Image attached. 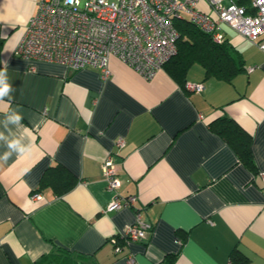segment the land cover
Here are the masks:
<instances>
[{"label": "crops", "instance_id": "crops-1", "mask_svg": "<svg viewBox=\"0 0 264 264\" xmlns=\"http://www.w3.org/2000/svg\"><path fill=\"white\" fill-rule=\"evenodd\" d=\"M37 1L0 0V70L13 89L0 100V264H264V50L221 25L243 59L230 81L196 63L186 82L204 88L190 91L164 66L145 79L113 55L102 78L14 53ZM17 110L18 124L7 119ZM223 115L251 136L255 172L210 129ZM108 154L133 207L106 211ZM55 164L77 178L61 195L39 187ZM137 212L152 227L124 241Z\"/></svg>", "mask_w": 264, "mask_h": 264}, {"label": "built area", "instance_id": "built-area-1", "mask_svg": "<svg viewBox=\"0 0 264 264\" xmlns=\"http://www.w3.org/2000/svg\"><path fill=\"white\" fill-rule=\"evenodd\" d=\"M200 1L208 8H201ZM184 13L216 42L225 39L221 25H227L264 50V0H250L249 8L232 0H38L14 53L71 70L92 67L102 78L110 74L108 58L113 55L150 79L176 53L179 33L174 21ZM184 86L196 92L204 88L202 82H185ZM122 141L119 138L116 144ZM101 174L112 193L106 211L133 207L136 196L118 192L121 182L111 154L101 164ZM259 175L264 181V172ZM151 227L137 212L123 239L140 240ZM113 242L115 252L120 251L117 238ZM127 261L132 264V256Z\"/></svg>", "mask_w": 264, "mask_h": 264}, {"label": "trees", "instance_id": "trees-1", "mask_svg": "<svg viewBox=\"0 0 264 264\" xmlns=\"http://www.w3.org/2000/svg\"><path fill=\"white\" fill-rule=\"evenodd\" d=\"M249 8L250 0H232ZM175 27L179 33L176 41V53L166 61L164 67L170 75L184 87L186 74L193 64L203 67L205 77H214L230 81L243 69V59L238 50L224 39L214 41L211 36L199 30L188 19H176ZM210 129L224 139L235 151L238 160L252 172L256 171L251 136L245 132L232 118L220 116L212 120ZM77 182L76 176L61 164L47 168L42 174L39 187H49L57 195L69 190ZM118 243L123 240L117 237ZM235 251L232 257L237 256Z\"/></svg>", "mask_w": 264, "mask_h": 264}, {"label": "clouds", "instance_id": "clouds-1", "mask_svg": "<svg viewBox=\"0 0 264 264\" xmlns=\"http://www.w3.org/2000/svg\"><path fill=\"white\" fill-rule=\"evenodd\" d=\"M13 91L11 84L9 83L8 75H7V67L0 70V100H3L4 97H9V101L11 100L10 93ZM7 119L13 123H20L22 120V114L17 110L13 112L11 115L7 117ZM0 138H2V134H0ZM9 149L15 150L17 152H30V149H26L25 146L21 144L19 140H12L8 144ZM9 153L5 154V157L2 159H7Z\"/></svg>", "mask_w": 264, "mask_h": 264}, {"label": "rangeland", "instance_id": "rangeland-1", "mask_svg": "<svg viewBox=\"0 0 264 264\" xmlns=\"http://www.w3.org/2000/svg\"><path fill=\"white\" fill-rule=\"evenodd\" d=\"M183 18H184V19H187V14L184 13V14H183Z\"/></svg>", "mask_w": 264, "mask_h": 264}]
</instances>
